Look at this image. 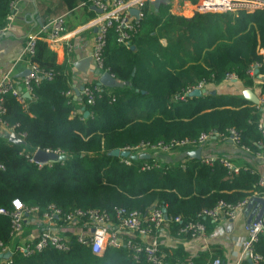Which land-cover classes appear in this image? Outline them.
<instances>
[{
	"label": "trees",
	"instance_id": "obj_1",
	"mask_svg": "<svg viewBox=\"0 0 264 264\" xmlns=\"http://www.w3.org/2000/svg\"><path fill=\"white\" fill-rule=\"evenodd\" d=\"M10 2L0 0V33L12 13ZM150 7L146 2L141 8L129 44L116 40L114 26L106 30L102 68L118 85L102 84L93 103L66 94L71 89L69 66L56 62L45 40H36L30 60L52 76L34 83L24 102L5 95L3 118L17 124L15 132H24V142L12 143L0 131V163L4 166L0 169V207L11 209V200L18 198L40 210L48 204L64 213L104 210L114 222L115 209L146 214L152 207H162L168 218L180 215L186 221L218 200L234 204L253 192L264 195L259 175L249 169L228 175L218 161L206 164L192 157L141 169L153 157L130 158L126 164L121 160L124 156L110 154L115 148L139 142L195 138L211 130L226 134L228 128L237 131L240 144L253 150L264 140L258 126L261 109L243 97L207 92L178 99L199 82L220 84L229 72L251 88L247 69L254 61L261 64L256 76L260 89L264 88V9L197 11L187 18L172 14L169 3H161L157 11ZM84 111H88L86 116ZM36 149H59L66 158L38 165L27 157ZM37 217L42 219L40 212ZM53 222L60 225L62 220ZM167 222L176 233L178 223ZM9 232L10 219L0 214V241L5 245L11 243ZM70 238L66 251L53 247L30 255L13 251L3 264H149L135 259L125 247L107 246L96 255L74 235ZM161 248L167 264L212 261L206 251L189 257L180 244ZM255 250L262 255L259 264H264V232ZM243 264L250 263L245 260Z\"/></svg>",
	"mask_w": 264,
	"mask_h": 264
},
{
	"label": "built area",
	"instance_id": "obj_2",
	"mask_svg": "<svg viewBox=\"0 0 264 264\" xmlns=\"http://www.w3.org/2000/svg\"><path fill=\"white\" fill-rule=\"evenodd\" d=\"M18 0H11L10 6L13 7ZM153 0H89L96 9H99L100 17L91 19L87 25H97V33L94 40L91 57L95 65L101 70V73L107 71L102 68V53L105 44L106 30L112 26L115 27L117 33L116 40L120 43L129 44L130 33L134 29V22L142 15L141 8L148 2L151 5ZM130 9H137V15L131 14ZM198 9L204 12H225L235 10L253 11L257 9H264V0H198ZM11 16V14L8 16ZM100 20V21H99ZM43 30L45 34L32 33L27 36L26 44L23 49V56L27 61L28 73L22 77V82L17 85L12 78L10 72L2 74L0 77V130L5 132H14L17 136L22 138L24 132H15L14 127L17 124H8L3 118L6 112L4 103L5 95L12 94L20 102H24V93L30 94L32 85L38 83L42 77L50 78L51 71L41 70L35 62L30 60V56L34 53L35 42L41 38L48 42H54L60 38L65 30V21L63 15H58L50 19ZM260 52H263L262 49ZM260 62H252L247 73L252 78H255ZM100 73V74H101ZM112 75V74H111ZM224 80L237 81L238 76L234 72H229L225 75ZM204 82L191 86L185 90L178 99H184L185 95H190L193 90H201ZM102 84L96 83L94 85H82L80 95L83 96L87 103H93L95 95L101 91ZM73 88L66 91V94H73ZM257 97L258 102L253 104L256 108L264 107V88ZM260 127V124L258 125ZM261 128V127H260ZM264 136V133L262 132ZM214 137H228L241 148L249 151V147L240 144V138L234 128H228L226 134L218 133L214 130L208 132H201L195 138H180L169 141L157 142H139L132 146H126L119 149L120 151H128L129 154L148 153L149 157H153L151 162H144L141 169H148L152 166H161L157 160L158 153H168L179 148L199 147L205 144L210 138ZM258 144L264 149V140L259 141ZM35 151V150H34ZM27 155L32 160L33 153ZM45 151H52L56 154H63L59 149ZM129 157H122L121 160L126 164L130 163ZM200 161L206 164H212L218 161L227 168L229 173H238L241 169L232 164L229 160L220 156H205ZM43 163H39L41 165ZM3 164L0 163V169H3ZM251 172L253 170L249 169ZM258 184H264V178L259 177ZM259 196V193L253 192L237 203H227L223 200H218L212 207L203 208L193 220L184 221L180 215L168 218L162 207H152L146 214L137 211H128L125 208L115 209L117 221H113L108 212L98 209L81 210L75 209L70 212H62V210L53 204H48L43 210L38 206H26L18 198L11 200V209L0 207V214L7 215L10 219V236L11 238L19 239L24 222L27 218L37 217L41 214L42 220L47 222V227L44 228L36 238L17 240L14 244L5 245L0 241V255L6 252L18 251L24 255H30L34 251L42 250L46 247H53L59 251H66L70 248V234L75 236L78 243L86 245L91 252L96 255H101L107 246L119 248L125 247L132 252L135 259L142 258L149 264H167L164 260L165 254L159 248V243L154 237V232L168 220L178 223L177 235H188L192 238H204L206 235V226L204 220L218 221L221 218H234L240 210L246 209L251 197ZM253 217L245 226L246 235L242 240L240 257L242 260H248L250 264H259L262 260V255L255 250V243L258 241L259 234L264 232V209L260 218L255 219L252 209ZM60 218L62 223L59 226L75 225L77 230L71 231L65 236H61L52 231L55 223L53 219ZM235 264H243V261ZM9 261L7 258H0V264ZM172 264H192L190 261L180 263L174 261ZM210 264H220V259L215 257Z\"/></svg>",
	"mask_w": 264,
	"mask_h": 264
},
{
	"label": "crops",
	"instance_id": "obj_3",
	"mask_svg": "<svg viewBox=\"0 0 264 264\" xmlns=\"http://www.w3.org/2000/svg\"><path fill=\"white\" fill-rule=\"evenodd\" d=\"M150 6L151 10L154 11L153 5L151 4ZM169 11L175 14L172 12L171 6ZM58 15H63L64 17L65 30L56 41L46 42L49 48L55 52L56 62L69 66L67 72L70 76V88L74 90V88L85 83L98 81L101 70L97 72V67L91 57L98 26H89L87 23L91 19L96 18L99 12L92 4H87L84 0H18L13 7L5 28L0 33V77L6 72H10L16 84H21L24 76L23 72L27 69V61L23 56L27 36L32 33L45 34L43 28L46 23ZM183 16L188 18L192 15L186 14ZM161 42L165 43V39H161ZM81 58H90V60L83 65L74 66V63ZM259 81L257 76H255L253 86L249 88L244 85L242 80H223L218 85L204 84L202 89H204L203 93L214 92L216 94L243 97L248 100L247 97L250 96L247 94L248 90L256 97L261 94L260 92L263 88L260 89ZM73 95L75 96L74 91ZM260 109L261 119L258 125L260 124L264 133V107ZM196 149L199 151L197 154H190ZM159 154L164 153L161 152ZM212 155L224 157L235 166L251 169L259 177L264 178V149L260 144H258L256 149L247 151L228 137L210 138L202 146L186 149L179 148L156 158H158L160 164H163L183 161L189 157L200 160L202 157ZM228 175H232V173L228 172ZM259 195L264 198V195ZM251 209L245 211L246 209L243 208L237 212L234 218H221L216 222L206 220V235L204 238L173 234L170 231L168 222H165L160 228L155 230L154 237L157 239L161 251L163 249L161 247H174L180 244L189 257L195 256L201 251H206L212 259L218 257L220 264H235L242 260L240 257L241 243L246 235L245 226L251 214ZM46 227L47 222L45 220L38 217L27 218L20 238L11 239V244H14L17 240L36 238ZM51 228L52 231L61 236L77 230L75 225H55ZM9 257H4V254L0 255V258L9 259ZM246 261L248 260L246 259Z\"/></svg>",
	"mask_w": 264,
	"mask_h": 264
},
{
	"label": "water",
	"instance_id": "obj_4",
	"mask_svg": "<svg viewBox=\"0 0 264 264\" xmlns=\"http://www.w3.org/2000/svg\"><path fill=\"white\" fill-rule=\"evenodd\" d=\"M161 3H165L168 4L169 0H153L151 2V4L153 5L154 11H157L159 5ZM98 12H100L99 9H96ZM131 14L137 15L138 10L137 9H130L129 10ZM90 58H81L79 60H77L74 63V66H79V65H83L85 64L87 61H89ZM97 67V66H96ZM97 72H99V68L97 67ZM28 73V69H26L23 72V75H26ZM97 83L99 84H103L106 86H116L118 85V82L114 79V77L108 72L105 71L103 73L100 74ZM82 88L81 86H78L76 88H74V93H75V97H77V99H81V95H80V89ZM204 92V89H196L193 90L190 95H201ZM248 95H250L248 98V100H250L252 103L256 104L258 102V98L250 91L248 90L247 92ZM30 94L25 92L24 96H29ZM83 114L86 116L88 114V111H84ZM4 137L15 144H20L23 143L24 140L22 138H20L19 136H17L14 132H4ZM199 151L198 149H196V151L190 152V154H197ZM111 155H115L118 156L119 154L121 156L124 157H129L131 159H137V158H148L149 154L148 153H141V154H129L128 151H120L118 148H115L113 150H111L110 152ZM197 158H199L198 155H196ZM66 158V156L64 154H56L55 152L52 151H45L43 149H36L33 153L32 156V160L35 162H39V163H47V162H53V161H58V160H64ZM250 208H252L253 213H255L254 217L255 219L260 218L262 211L264 209V198L258 197V196H253L250 198L246 210H249ZM163 212L165 213V208H162ZM165 217L166 214H165ZM253 217V214H250V216L247 219V222H249L251 220V218ZM11 255V252H6L4 254V257H8Z\"/></svg>",
	"mask_w": 264,
	"mask_h": 264
},
{
	"label": "rangeland",
	"instance_id": "obj_5",
	"mask_svg": "<svg viewBox=\"0 0 264 264\" xmlns=\"http://www.w3.org/2000/svg\"><path fill=\"white\" fill-rule=\"evenodd\" d=\"M172 12L178 15H193L194 12H204L198 9V0L195 2H190V0H169ZM163 40V39H162ZM166 154V153H164ZM164 154H159L164 155ZM157 156V157H158ZM158 160V158H157Z\"/></svg>",
	"mask_w": 264,
	"mask_h": 264
}]
</instances>
